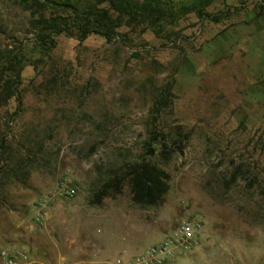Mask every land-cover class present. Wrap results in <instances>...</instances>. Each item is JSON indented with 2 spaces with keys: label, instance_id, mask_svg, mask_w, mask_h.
<instances>
[{
  "label": "rangeland",
  "instance_id": "1",
  "mask_svg": "<svg viewBox=\"0 0 264 264\" xmlns=\"http://www.w3.org/2000/svg\"><path fill=\"white\" fill-rule=\"evenodd\" d=\"M207 12L177 38L121 28L112 41L60 35L43 53L37 12L0 0V64L24 56L20 77L5 68L0 81L14 91L0 92L12 98L0 104V252L58 264L93 245L127 261L191 220L197 243L167 264H264V0ZM150 136L179 151L152 155ZM139 159L170 175L162 204L138 207L127 182L91 204Z\"/></svg>",
  "mask_w": 264,
  "mask_h": 264
},
{
  "label": "trees",
  "instance_id": "2",
  "mask_svg": "<svg viewBox=\"0 0 264 264\" xmlns=\"http://www.w3.org/2000/svg\"><path fill=\"white\" fill-rule=\"evenodd\" d=\"M15 2L26 11L37 12L31 20L36 31L34 43L41 52L48 53L56 47L57 37L60 35L84 40L96 34L107 41H112L121 34V28H126L132 31L150 29L159 38L170 39L173 36L177 38V31L174 29L176 25L190 15L209 18L211 14L207 9L214 0H15ZM23 58L24 56L1 63L0 81L5 68L19 78ZM10 83V80L5 81L0 87V92L6 91L8 97L14 95ZM10 99L12 98H0V104ZM153 111H161L158 99ZM148 143L153 145L150 148L152 155H165L169 158L175 151H179L172 150L167 154L164 149L167 144L154 136H150ZM8 147V143H4L3 140L0 142V157ZM13 157L11 155L10 159ZM17 167L20 172L25 169L22 164ZM124 167L125 172L122 176L102 183L96 193V199L91 200V204H100L111 188L119 187L123 182L129 185L133 201L140 208L155 207L164 202L170 188V175L164 169L144 159L135 160ZM30 173L31 170H24L23 175L28 178Z\"/></svg>",
  "mask_w": 264,
  "mask_h": 264
},
{
  "label": "built area",
  "instance_id": "3",
  "mask_svg": "<svg viewBox=\"0 0 264 264\" xmlns=\"http://www.w3.org/2000/svg\"><path fill=\"white\" fill-rule=\"evenodd\" d=\"M69 194L74 196L77 191L71 189ZM200 227L199 222L183 221L173 233L132 257L131 260L117 259L108 264H167L180 252L192 248L197 243ZM0 259L3 264H32L29 252L18 247L3 249L0 252Z\"/></svg>",
  "mask_w": 264,
  "mask_h": 264
},
{
  "label": "crops",
  "instance_id": "4",
  "mask_svg": "<svg viewBox=\"0 0 264 264\" xmlns=\"http://www.w3.org/2000/svg\"><path fill=\"white\" fill-rule=\"evenodd\" d=\"M261 31H259L260 33ZM254 37V35H253ZM264 40V39H263ZM264 46V41L262 42ZM16 246H12L9 248H13ZM102 251L100 252L97 247L95 249V246H90L85 248V250L82 253H78L75 251V249H69L67 250L66 254L62 257V262L58 264H108L112 263L113 256L110 255V251H105V248L101 247ZM112 254V253H111ZM32 264H41V262L37 259H33ZM0 264H3L0 259Z\"/></svg>",
  "mask_w": 264,
  "mask_h": 264
}]
</instances>
